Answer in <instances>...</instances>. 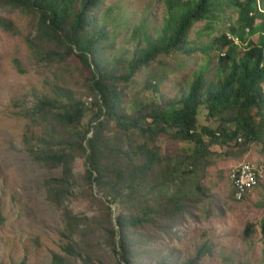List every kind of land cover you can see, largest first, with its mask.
<instances>
[{"label":"rangeland","instance_id":"1","mask_svg":"<svg viewBox=\"0 0 264 264\" xmlns=\"http://www.w3.org/2000/svg\"><path fill=\"white\" fill-rule=\"evenodd\" d=\"M257 1L258 9L263 10V0ZM175 11L168 0H106L98 15V26L104 25L108 33L99 51L107 70L123 73L125 61L149 38L160 37L166 19ZM239 11L236 4L227 5L223 11L216 9L218 20H203L191 31L195 52L161 54L149 68L138 71L130 83H119L123 96L119 111L134 114L154 101L165 109L179 107L180 98L201 70L205 84H215L221 77L218 55L224 51L216 37L223 32L229 34L230 26L238 25ZM0 18L12 27H0V264H53L55 255L64 258L65 264H118L106 237L107 211L100 203L106 193L98 185L94 187L96 197L76 189L68 205L74 214H84L87 224H92V231L85 238L92 247L90 256H85L91 260L87 263L81 257L64 254V220L60 210L47 201L44 187L47 179L60 176L61 169L40 166L29 153L45 138H77L86 129L93 108L77 126L56 130L48 120L34 115V106L45 96L59 105L50 114L60 113L66 103L79 99L91 107L95 97L90 87L91 72L75 56L63 62L37 60L29 43L36 36L37 16L33 13L14 10L6 4L0 6ZM259 23L257 19L255 26ZM248 40L256 43L258 35L250 34ZM237 41L242 50L245 43ZM150 80L158 87H149ZM262 88L264 91V84ZM251 113L257 121L253 110ZM220 122L218 118H208L204 105L200 106L199 129H215ZM174 131L169 129V134L148 138L145 143L138 131L124 134L110 122L107 134L109 145L118 150L126 151L130 145L144 148L146 144L150 153L155 150L165 158L158 170L162 176L194 151L195 145L176 139ZM107 154L110 155L108 150ZM243 162H250L259 170V184L244 200L236 201L228 174ZM84 169V158L79 157L73 170L81 174ZM190 171L193 172H178L173 178H158L156 182L161 184L157 189L153 188L154 176L150 177L143 201L138 194L133 201L111 205L116 217L121 213L131 219L147 207L157 209L156 199L170 206L175 204L167 201L179 198L181 210L173 220L159 215L142 229H127L129 241L137 242L135 253L143 254L138 264H264V130L247 144L239 136L229 147L210 146L198 167H190ZM114 218L112 213L115 223ZM249 227L251 232L247 235ZM141 236L147 245L138 244L143 241Z\"/></svg>","mask_w":264,"mask_h":264},{"label":"trees","instance_id":"2","mask_svg":"<svg viewBox=\"0 0 264 264\" xmlns=\"http://www.w3.org/2000/svg\"><path fill=\"white\" fill-rule=\"evenodd\" d=\"M105 2L106 0H0V6L7 4L14 10L31 12L37 16L36 36L29 43L38 61L40 58L48 63L63 62L75 56L91 72L90 87L95 95L91 107L79 99L66 103L60 113L50 114L59 105L45 96L38 99L34 106V115L48 120L51 128L56 130L62 126H77L86 113L91 108L94 109L88 126L77 138H45L41 144L29 149L34 162L40 166L61 169L60 176L47 179L44 187L47 201L60 210L64 220V254L75 259L81 257L87 263L91 260L88 257L91 243L85 238L92 231V224H87L84 214H74L68 205L75 197L76 189L94 197V187L98 185L106 193V198L101 199L100 203L101 206L105 205L103 210L107 211L105 219L109 220V225L105 229L106 237L118 264H138L143 254L135 253L137 242L129 241L127 229H142L151 223V218L159 215L173 220L181 210L179 198L167 201L175 204L170 205L173 209L169 204L164 205L156 199L157 209L147 207L131 219L119 213L116 223L111 220V214L114 213L111 205L123 200L133 201L138 194L143 201L145 186L150 177L154 176L153 188L157 189L161 183L156 181L160 177L166 175L167 178H173L178 172L192 173L190 167H198L210 146L229 147L239 136L247 144L255 141L257 135L264 130V7L259 10L257 0H168L169 6L177 11L166 19L161 36L149 38L144 47L137 49L125 61L126 70L117 74L107 70L99 55L102 41L108 37L105 26H98V15ZM229 4L239 6V23L230 26L229 34L223 32L216 37L224 51L218 55L217 68L221 77L215 84L208 87L201 70L196 72L189 91L180 98L181 106L165 109L154 101L134 114L119 111L123 99L119 83H130L138 71L149 68L150 63L156 61L161 54L168 56L176 52H195L197 48L191 46L192 29L203 20L210 23L218 20L216 9L223 11ZM257 19H260V23L255 26ZM210 23H207L209 27ZM0 27L4 30L12 29L1 18ZM254 33L258 35L256 43L248 40V35ZM237 40L245 43L242 50L238 49ZM203 50H207L205 46ZM147 85L158 87L153 80ZM201 105L207 110L208 118H218L221 121L215 129L207 126L199 129L198 114ZM252 110L257 121L253 120ZM110 122L124 134L138 131L145 143L148 138L169 134V129H174L173 137L192 142L195 145L194 151L161 176L158 170L165 158L153 149L150 153L147 144L144 148L130 145L127 149L130 152L109 145L107 130ZM79 157L84 158L85 163L81 174L73 170L74 162ZM129 190L130 193L127 192ZM247 231L249 235L250 227ZM262 232L264 234V222ZM77 238L81 240L77 241ZM141 239L143 241H138V244L147 245L148 241L143 236ZM52 261L53 264H65V259L58 255L53 256Z\"/></svg>","mask_w":264,"mask_h":264},{"label":"built area","instance_id":"3","mask_svg":"<svg viewBox=\"0 0 264 264\" xmlns=\"http://www.w3.org/2000/svg\"><path fill=\"white\" fill-rule=\"evenodd\" d=\"M260 172L250 162H243L230 170L228 179L232 187L234 199L242 201L259 184Z\"/></svg>","mask_w":264,"mask_h":264},{"label":"water","instance_id":"4","mask_svg":"<svg viewBox=\"0 0 264 264\" xmlns=\"http://www.w3.org/2000/svg\"><path fill=\"white\" fill-rule=\"evenodd\" d=\"M114 216H115L114 221H115V223H116V212H114Z\"/></svg>","mask_w":264,"mask_h":264}]
</instances>
